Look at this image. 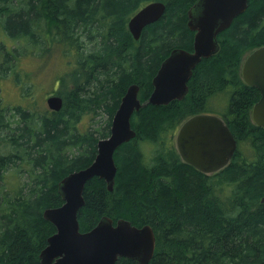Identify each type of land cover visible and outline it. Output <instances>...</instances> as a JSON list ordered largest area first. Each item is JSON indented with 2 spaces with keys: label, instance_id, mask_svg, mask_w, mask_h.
Returning <instances> with one entry per match:
<instances>
[{
  "label": "trees",
  "instance_id": "obj_1",
  "mask_svg": "<svg viewBox=\"0 0 264 264\" xmlns=\"http://www.w3.org/2000/svg\"><path fill=\"white\" fill-rule=\"evenodd\" d=\"M152 1L0 0V81L21 80L22 56L57 50L64 60L59 110L0 98V264H42L56 231L45 209L63 203V177L92 163L133 83L144 103L132 116L136 135L115 152L112 190L98 176L86 183L80 229L104 216L151 225L156 248L147 264H264V127L251 114L261 93L241 74L246 54L264 45V0H248L219 33V51L193 70L185 98L165 105L147 102L153 78L174 48L193 49L188 10L196 0H162L163 15L136 39L129 19ZM197 113L222 115L237 141L220 171L205 173L177 150L178 128ZM85 116L98 125L83 127Z\"/></svg>",
  "mask_w": 264,
  "mask_h": 264
},
{
  "label": "water",
  "instance_id": "obj_2",
  "mask_svg": "<svg viewBox=\"0 0 264 264\" xmlns=\"http://www.w3.org/2000/svg\"><path fill=\"white\" fill-rule=\"evenodd\" d=\"M247 6L248 0H196L188 10V25L195 31L193 50L174 48L162 61L147 102L165 105L184 99L195 67L203 58L219 51V33ZM165 9L166 3L162 0L147 3L129 19L130 32L139 39L144 27L158 20ZM241 74L245 83L261 93L251 114L254 123L264 127V45L246 54ZM139 89L136 83L128 87L113 116L110 134L98 141L92 163L60 180L63 203L47 207L43 213L56 231L48 237L40 253L42 264H115L119 257L147 264L152 259L156 236L151 225L137 226L124 218L115 223L111 217L104 216L93 228L82 231L78 219V212L85 204L84 189L90 179L98 176L105 179L108 189L114 188L118 168L115 152L123 142L135 137L132 116L144 104L139 98ZM47 103L52 110H59L63 97L50 95ZM175 144L185 162L205 173L228 166L237 149V141L224 117L214 113H197L184 120L176 133Z\"/></svg>",
  "mask_w": 264,
  "mask_h": 264
},
{
  "label": "rangeland",
  "instance_id": "obj_3",
  "mask_svg": "<svg viewBox=\"0 0 264 264\" xmlns=\"http://www.w3.org/2000/svg\"><path fill=\"white\" fill-rule=\"evenodd\" d=\"M59 54L57 50H54L47 53L45 58L22 56V61L20 60L18 65L21 80L16 83L14 76L7 75L0 81V98L2 97V102L12 106L22 103L32 107L35 104L38 109L43 107L49 109L47 98L53 94L60 95V84L57 75L59 71L64 69V60L62 55ZM26 88L27 91L24 95ZM215 105L217 107L221 106L217 103ZM91 122L95 126L98 125L97 122L94 123L90 116H85L82 119L83 127L89 126Z\"/></svg>",
  "mask_w": 264,
  "mask_h": 264
},
{
  "label": "flooded vegetation",
  "instance_id": "obj_4",
  "mask_svg": "<svg viewBox=\"0 0 264 264\" xmlns=\"http://www.w3.org/2000/svg\"><path fill=\"white\" fill-rule=\"evenodd\" d=\"M193 46H194V44H193ZM179 48H182V47H179ZM193 50V49H192ZM243 78V77H242ZM215 114V113H214Z\"/></svg>",
  "mask_w": 264,
  "mask_h": 264
}]
</instances>
